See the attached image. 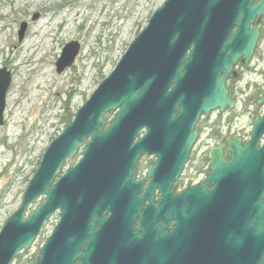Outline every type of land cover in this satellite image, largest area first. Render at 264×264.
I'll return each mask as SVG.
<instances>
[{
    "label": "water",
    "instance_id": "1",
    "mask_svg": "<svg viewBox=\"0 0 264 264\" xmlns=\"http://www.w3.org/2000/svg\"><path fill=\"white\" fill-rule=\"evenodd\" d=\"M39 17L34 15L33 21ZM263 21L264 0H167L157 9L114 71L47 148L20 208L2 227L0 264H13L57 212L58 224L28 264H111V210L124 204L126 195H131L133 210H139L146 196H140L143 182H136V166L145 154L158 158L149 169V188L163 194L162 208L153 206L138 230L148 234L152 245L172 255L174 233L167 228L177 202L186 208L193 192L197 212L211 205L223 213V223L213 225L211 233L224 239L211 241L207 264H264V115L254 121L248 143L231 137L210 152L211 174L204 183L178 200L171 188L197 141L201 114L234 107L227 81L236 76L239 61L251 62ZM27 30L23 22L20 42ZM80 49L77 42L63 48L58 74L74 64ZM11 82V72L0 69V126L5 124ZM259 104L264 106V96ZM111 113L114 117L107 122ZM225 145L230 160L223 156ZM80 151L78 163L63 171ZM209 184L215 186L207 191ZM41 197L42 203L28 211ZM113 213L116 242L128 249L135 238L124 240L119 222L127 212ZM196 230L197 236L209 235L203 224ZM130 232L134 236L133 227ZM215 244L222 257L214 253Z\"/></svg>",
    "mask_w": 264,
    "mask_h": 264
},
{
    "label": "rangeland",
    "instance_id": "2",
    "mask_svg": "<svg viewBox=\"0 0 264 264\" xmlns=\"http://www.w3.org/2000/svg\"><path fill=\"white\" fill-rule=\"evenodd\" d=\"M166 1L0 0V68H7L12 74L5 125L0 127V232L21 206L27 185L51 142L114 71L153 13ZM36 14L40 17L32 22ZM22 22H28L29 29L20 43L18 31ZM71 42L79 43L81 52L73 66L58 74L57 60ZM44 69L47 75H43ZM236 71L237 78L230 79L228 87L237 105L226 115L234 121L223 130L247 136L252 129L256 100L264 94V22L251 63L238 65ZM253 99L255 104L250 105ZM259 112L263 114L264 107L259 106ZM113 117L111 113L108 120ZM208 133L206 129L192 154L197 167L205 165L201 155L212 142ZM87 143L88 140L84 147ZM81 158L80 151L65 163L63 170ZM42 201L43 197L39 198L29 211ZM59 219L56 213L43 226L35 243L21 252L13 264H28L37 257Z\"/></svg>",
    "mask_w": 264,
    "mask_h": 264
},
{
    "label": "flooded vegetation",
    "instance_id": "3",
    "mask_svg": "<svg viewBox=\"0 0 264 264\" xmlns=\"http://www.w3.org/2000/svg\"><path fill=\"white\" fill-rule=\"evenodd\" d=\"M230 97L235 100V106L237 105V100L233 98L232 90L229 88ZM256 111H253V123L251 124V131L247 136L239 134V133H231L224 131L223 128L225 126H231L234 121V118L226 117L228 112H232L234 108L229 109L228 107L221 111L215 110L210 112L209 115L204 113L201 114L196 126L195 130L198 131V138L191 149L187 162L178 178L172 184L173 189V197L177 199L183 192L186 190H192L195 186L204 183L208 176L211 174L210 165L211 160L209 157L210 152L213 149H217L224 145L227 139L233 137L236 139H240L241 143H248L252 138L253 125L254 121L257 118L263 116L259 112V104L258 100L256 101ZM235 115V114H232ZM213 116H215L214 120H212ZM236 119L239 118V115H235ZM206 129H209V133L207 137L212 141L209 150L201 155L203 159L201 163L205 162L203 167H197L195 162V157H193V152L195 153L196 146L202 142L203 133ZM146 131L144 130L139 134V138L144 136ZM264 142V138L262 139ZM261 141V142H262ZM262 142V143H263ZM223 156L225 160H230L231 152L229 151L228 145H225L222 150ZM158 158L155 155L145 154L139 159V162L136 166V182H143V185L140 190V196L146 198L143 203L140 205L138 211H134L130 201L131 195L124 196V204H116L113 210H116L121 213H118L120 216L122 212L125 210L127 214L125 218L119 221L123 226L122 228V238L124 240L131 241V238L135 239L130 242V246L128 249H124L116 242V237L113 232V226L116 225L115 218H112L113 210H111V264H207V256L212 254L211 251V241H220L224 239V236H213L212 235V226L220 225L223 223V213L218 207H211V205L207 206L205 209L197 212L196 210V197L193 192L190 193L188 198V204L186 208H181L179 202H177L176 213L171 222V226L167 228L169 232L174 233V246L172 250V255H168V253H162L159 251L157 245H152L148 240V234L144 231H138L140 226L143 225L144 220H147V217L150 216V209L153 206H158L163 198V194L159 189H150V184L153 181V177H148L150 167L154 166L157 163ZM166 173V172H163ZM215 184H209L207 186V191L213 189ZM151 195V197H150ZM178 200V199H177ZM163 205H159L162 208ZM132 210L134 212H132ZM109 217V213H105V218ZM156 225H162V221L158 220L155 222L151 220ZM183 225L184 229L181 231L179 225ZM203 224L205 226L204 233L207 232L203 236H197L196 225ZM134 230V236L130 232L132 229ZM216 227V226H213ZM181 232L185 235L181 236ZM147 235V236H145ZM153 237V236H150ZM141 239V240H138ZM221 247V246H220ZM118 248V251H116ZM214 253L222 257V252L218 250L219 245H214ZM167 252V251H166ZM76 264H80V261H77Z\"/></svg>",
    "mask_w": 264,
    "mask_h": 264
},
{
    "label": "bare ground",
    "instance_id": "4",
    "mask_svg": "<svg viewBox=\"0 0 264 264\" xmlns=\"http://www.w3.org/2000/svg\"><path fill=\"white\" fill-rule=\"evenodd\" d=\"M47 74H48V71L46 69H44L43 75H47Z\"/></svg>",
    "mask_w": 264,
    "mask_h": 264
}]
</instances>
